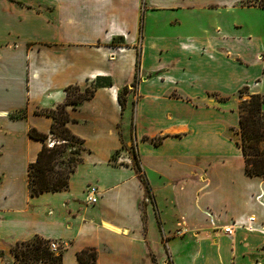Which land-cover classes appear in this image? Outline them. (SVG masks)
<instances>
[{
    "label": "crops",
    "instance_id": "1",
    "mask_svg": "<svg viewBox=\"0 0 264 264\" xmlns=\"http://www.w3.org/2000/svg\"><path fill=\"white\" fill-rule=\"evenodd\" d=\"M97 76L112 85L68 106L87 148L69 185L32 194L29 129L54 121L38 110ZM245 86L264 92L262 0H0V264H28L12 247L36 235L70 241L63 264L86 248L94 264H264V176L234 138Z\"/></svg>",
    "mask_w": 264,
    "mask_h": 264
},
{
    "label": "trees",
    "instance_id": "2",
    "mask_svg": "<svg viewBox=\"0 0 264 264\" xmlns=\"http://www.w3.org/2000/svg\"><path fill=\"white\" fill-rule=\"evenodd\" d=\"M252 1V0H248ZM264 5V0H262ZM139 63V60L137 61ZM113 81L110 76H97L92 84L82 88L78 84H70L65 87L66 98L54 107L43 108L38 112L51 115L54 119L51 127V134L42 132L32 126L29 129L31 136L43 140L35 161L31 162L28 168L29 188L32 194H38L45 190H58L69 185V178L80 161L83 159V152L87 149L84 139L75 134L68 122L71 116L68 110L70 104H77L92 97L98 86H110ZM137 79L131 86L125 85L118 93V99L122 108L126 107L127 94L136 87ZM247 91L242 87L240 94ZM239 113V140L238 144L242 149L245 158V171L248 175L264 176V92L249 94L243 98L238 105ZM54 136L60 137L61 143L50 145L47 140ZM160 140V139H159ZM158 140V141H159ZM77 144L72 155L68 159V166L56 168L57 162H62V156L66 148ZM132 161L139 172L141 170L137 153ZM140 179L145 185L146 193L151 194V188L147 179L140 174ZM42 235H36L31 239L17 241L12 251L15 258L28 264H63V251L51 249L49 241ZM80 260L86 264H94L97 258V251L93 248H86L78 252Z\"/></svg>",
    "mask_w": 264,
    "mask_h": 264
},
{
    "label": "built area",
    "instance_id": "3",
    "mask_svg": "<svg viewBox=\"0 0 264 264\" xmlns=\"http://www.w3.org/2000/svg\"><path fill=\"white\" fill-rule=\"evenodd\" d=\"M50 145L54 144L53 142L49 143ZM100 188L98 187V185L94 184V183H89L86 187V202L88 204H94L97 203L99 198H100ZM262 199L264 200V196L262 197ZM256 220L255 215H250L248 218V222L249 223H242L241 225L254 230L255 227L253 226L254 221ZM236 224V221L234 220L233 223L228 224V225H224L223 229L226 233L231 234L234 230V225ZM50 247L51 249L55 250V251H64L65 249H67L70 246V241L68 239H51L49 241Z\"/></svg>",
    "mask_w": 264,
    "mask_h": 264
},
{
    "label": "rangeland",
    "instance_id": "4",
    "mask_svg": "<svg viewBox=\"0 0 264 264\" xmlns=\"http://www.w3.org/2000/svg\"><path fill=\"white\" fill-rule=\"evenodd\" d=\"M246 93H247V91H245V92H243V93H238V96H239V98H240V101L243 99V98H246L245 96H246ZM134 119V112H132V114H131V120H133ZM133 122H132V124H131V127H132V129H133ZM238 128L237 129H235V131H234V138H235V140H236V142H238V140H239V133H238ZM53 140H54V143L56 142V143H58V145H60L59 143H61V140H60V137H56V136H54L53 137V139H48L47 140V142L48 143H50V142H53ZM77 146V144H74V145H70V146H68L67 148H66V151L63 153V155L62 156H59V159L60 160H63L62 162H57L56 163V168H65L66 166H68V159H69V157L73 154L72 153V150H74L75 149V147ZM123 148H125L128 152H129V154H130V156H131V158H134V154L136 153V146H135V144L134 143H132V144H130V145H124L123 146ZM123 148H121V149H123ZM120 149V150H121ZM115 155V158H117V154H114ZM118 161V160H117Z\"/></svg>",
    "mask_w": 264,
    "mask_h": 264
}]
</instances>
